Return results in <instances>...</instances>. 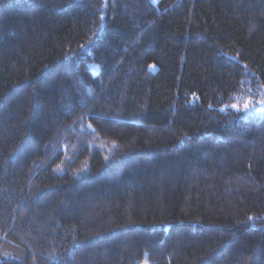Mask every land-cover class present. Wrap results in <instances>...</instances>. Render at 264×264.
I'll list each match as a JSON object with an SVG mask.
<instances>
[{"label":"trees","instance_id":"16d2710c","mask_svg":"<svg viewBox=\"0 0 264 264\" xmlns=\"http://www.w3.org/2000/svg\"><path fill=\"white\" fill-rule=\"evenodd\" d=\"M263 86L264 0H0V264H264Z\"/></svg>","mask_w":264,"mask_h":264},{"label":"rangeland","instance_id":"374dc122","mask_svg":"<svg viewBox=\"0 0 264 264\" xmlns=\"http://www.w3.org/2000/svg\"><path fill=\"white\" fill-rule=\"evenodd\" d=\"M262 99H264V86L261 87L258 94L253 93L249 97L244 98L238 108L242 109L247 116L252 114V112H259L264 109V103H260ZM245 104H250V107L246 109Z\"/></svg>","mask_w":264,"mask_h":264},{"label":"snow or ice","instance_id":"6c2138e0","mask_svg":"<svg viewBox=\"0 0 264 264\" xmlns=\"http://www.w3.org/2000/svg\"><path fill=\"white\" fill-rule=\"evenodd\" d=\"M260 103H264V99H262L260 101ZM248 107H250V104H245V108L247 109ZM250 219H251V217H250ZM5 255H7V253H5Z\"/></svg>","mask_w":264,"mask_h":264}]
</instances>
